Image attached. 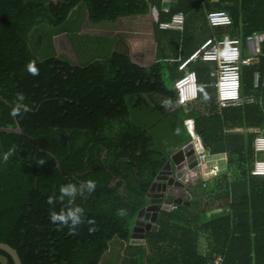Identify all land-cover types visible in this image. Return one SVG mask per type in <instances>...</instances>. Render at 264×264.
Segmentation results:
<instances>
[{
	"label": "trees",
	"instance_id": "obj_1",
	"mask_svg": "<svg viewBox=\"0 0 264 264\" xmlns=\"http://www.w3.org/2000/svg\"><path fill=\"white\" fill-rule=\"evenodd\" d=\"M154 6L161 23L182 12L184 29H161ZM214 11H226L232 23L210 27L206 14ZM85 16L94 26L122 21L130 30L82 32ZM212 30L239 38L248 57L247 37L264 31V0H178L168 12L162 0H0V129L20 124L24 131L0 133V242L16 248L22 264H208L215 255L224 264H264V177L252 175L259 134L226 132L264 127V42L259 63L243 66L241 77L243 95L259 102L220 106L205 84L213 81L210 67L197 61L198 96L187 111L175 106L179 65ZM63 32L71 53L59 51ZM31 60L38 75L27 71ZM19 93L29 111L13 116ZM160 125L185 134L164 149L155 136ZM196 137L201 148L228 153L229 174L201 182L200 192L172 191L189 205L161 210L159 229L132 243L157 176L177 145ZM69 183L85 185L75 197L84 209L75 232L50 219L67 205L59 189ZM0 264L15 262L0 249Z\"/></svg>",
	"mask_w": 264,
	"mask_h": 264
},
{
	"label": "built area",
	"instance_id": "obj_2",
	"mask_svg": "<svg viewBox=\"0 0 264 264\" xmlns=\"http://www.w3.org/2000/svg\"><path fill=\"white\" fill-rule=\"evenodd\" d=\"M171 4V3H170ZM170 8V7H169ZM169 8L162 11L168 12ZM160 10L154 6L152 14L159 27L163 30L182 31L185 26V15L182 12L175 14L170 22H159ZM206 22L212 28L225 26L232 23V17L226 11H214L206 14ZM264 42V31L254 32L247 37V49L249 56H242V41L239 38H218L216 36L204 39L199 47L183 59L179 65L180 76L176 79L174 88L177 92L176 105L185 106L198 95L197 74L191 65L196 60L210 61L216 63L217 68L213 72L217 76L218 99L222 106H237L243 102L241 96L242 67L253 65L261 53ZM249 100V99H248ZM256 149L264 154V135L259 134L256 138ZM187 152H195L194 141L189 139L182 146ZM196 164L205 166L209 161V156L205 154L196 155ZM253 175L264 176V158L255 163ZM204 183L209 180H203ZM206 186V184H204ZM176 208V206H173ZM224 255H217L211 264H224Z\"/></svg>",
	"mask_w": 264,
	"mask_h": 264
},
{
	"label": "water",
	"instance_id": "obj_3",
	"mask_svg": "<svg viewBox=\"0 0 264 264\" xmlns=\"http://www.w3.org/2000/svg\"><path fill=\"white\" fill-rule=\"evenodd\" d=\"M177 1L178 0H162V8L167 9L170 7V2L176 3ZM0 133L22 135L24 131L22 126L18 124L16 128H1ZM185 143L186 141L176 148L171 160L163 167V170L157 176L156 182L153 183L149 194L150 203L138 213V219L133 228L132 243H146L147 231L159 229L158 220L161 210H170L173 204L183 206L189 204L185 198L176 196L172 193L173 188L180 187L185 189L187 185V181L183 180L180 171L184 165H186L184 159L188 162L190 161L189 159L192 156V152H187L186 149L182 147ZM37 146L40 147L38 143ZM176 154L179 155L180 159H176ZM58 166H60L59 163ZM173 166L174 169L172 168ZM0 249L8 252L15 264H22L17 249L9 243L0 242Z\"/></svg>",
	"mask_w": 264,
	"mask_h": 264
},
{
	"label": "crops",
	"instance_id": "obj_4",
	"mask_svg": "<svg viewBox=\"0 0 264 264\" xmlns=\"http://www.w3.org/2000/svg\"><path fill=\"white\" fill-rule=\"evenodd\" d=\"M213 35H214V32L212 30V32L206 33L203 37H201L199 42H201L206 36L213 37ZM215 36L218 37L217 35H215ZM218 38H227V37L222 36V37H218ZM246 54L249 56L248 49L246 51ZM197 61H202V60L194 61L192 63V65H191V69H194V68H192V66ZM203 62H204V64H206V65H208L210 67L209 75H210V77L213 78V81L211 83L208 82V83H205V84L209 85V87L212 86V87L215 88L216 94H217V99H218V93H217V87H216L217 76L215 74H213V72L217 68V65H216V63H213V62H210V61H203ZM258 63H259V57H258V59H256V61H255V63L253 65H256ZM179 73L181 74V71H179ZM180 74L177 76V78L180 76ZM254 79H255V83H256V81H257V83H259L258 82L259 81V74H257V73L254 74ZM198 84H199V82H198ZM198 89H199V87H198ZM241 96L243 98V102L241 104H239V105L254 104V103L259 102L255 96H245V95H243L242 86H241ZM218 103H219L220 106H222L220 104V102H219V99H218ZM188 104L185 105V106H182V107H184L185 111H187ZM239 105H237V106H239ZM175 106H177V105L175 104ZM222 107H226V106H222ZM177 108H179V107H177ZM163 131L170 135V139L171 140L175 139L173 144H172V146L174 145V143H176V141L178 140L179 137H183L184 134H185V131L183 130V128H181L180 130H177V132H175L174 134L170 133L169 127H163ZM226 132H228V133L258 132V134H263L264 135V127L263 128H259V127L254 128L253 127V128H248V129L245 128V127H236V128H231V129L226 128ZM187 140H189V138ZM192 140L194 141L195 152L192 153V156L189 159L190 160L189 162L186 159H184L186 161L185 162L186 165H184V167L180 171L183 180L187 181V185H186L185 189L180 188V187L173 188V191H179L178 195H184V191H186V190H188L189 192L190 191H198V192H200V188L202 187V183L201 182H203V180H205V179L209 180L208 181V186H209L212 181L220 179L222 176L227 175L230 172L229 155H228V153L214 154V153H212L210 151V149L201 148V138L200 137H196L195 139L193 138ZM184 142H182V143H184ZM255 143H256V140H255L254 144ZM178 146H180V144L177 145V147ZM255 151H256V153H255V162L253 163V169H254L255 163L257 161H260V160H262L264 158V154H262L261 152L257 151L256 144H255ZM197 153L198 154H205V155L209 156V161H208V163H206L205 166L200 167V166H198L196 164L197 162H196L195 159H196ZM177 154L175 155L176 159H180L179 155H177ZM172 168L174 169V166ZM253 169H252V172H253ZM252 175H253V173H252ZM253 176H255V175H253ZM258 177H264V176H258ZM208 186H206V187H208ZM206 187H204V188H206ZM192 188H194V189H192ZM208 250H209L208 242L203 240V242H202V250L201 251L203 253H206V252H208ZM215 258H216V255L213 258V261L211 263L214 262ZM211 263H208V264H211Z\"/></svg>",
	"mask_w": 264,
	"mask_h": 264
},
{
	"label": "clouds",
	"instance_id": "obj_5",
	"mask_svg": "<svg viewBox=\"0 0 264 264\" xmlns=\"http://www.w3.org/2000/svg\"><path fill=\"white\" fill-rule=\"evenodd\" d=\"M27 71L31 75H38L39 70L36 67V61L31 60L27 64ZM24 95L22 93L17 94L16 102L14 103L12 107L11 114L13 116L21 115L22 112L29 111V105L24 103ZM13 154V150H9L4 154L3 159L7 161L9 157ZM85 185L81 184L79 188L74 183H69L67 185L61 186L59 189L61 196L60 199L63 201L65 197L68 198L67 205L59 212L52 210L50 211V219L53 223L59 224L62 226H68L71 231L75 232V229L84 222L83 216H84V209L78 205L75 204V197L77 196V193L80 192L83 193ZM86 187L88 191H93L96 187L94 181H87ZM48 203L51 205L54 203V198L50 197L48 200ZM118 215L123 216L125 215L124 210H119ZM89 223H94V221H89ZM90 231H93V229H90Z\"/></svg>",
	"mask_w": 264,
	"mask_h": 264
},
{
	"label": "rangeland",
	"instance_id": "obj_6",
	"mask_svg": "<svg viewBox=\"0 0 264 264\" xmlns=\"http://www.w3.org/2000/svg\"><path fill=\"white\" fill-rule=\"evenodd\" d=\"M124 23H126V22L121 21L119 24L112 25V26H94V25L88 23L87 17L85 16V18L83 19V22L81 24V31L82 32L87 31V32L98 33V34L102 33L104 35L108 34L111 36H116V34H120L119 32L122 31V32H124V33H122V35H127V30H130V28L128 25H124ZM131 23L135 25L134 22H131ZM125 27H126V30H125ZM58 37H59L58 45H60L59 51L60 52H68L69 51L71 53V51H70L71 46H70V42H69L70 40L67 36V33L63 32ZM119 40L121 41V39H119ZM120 41L118 43H120ZM121 43H123V42H121ZM122 46H124V45H122ZM85 54H86V52H85ZM163 127L164 126L160 125L155 130V136H156L157 142L159 144H161V146H163L164 149L171 148L175 139L171 140L170 135L163 131Z\"/></svg>",
	"mask_w": 264,
	"mask_h": 264
}]
</instances>
